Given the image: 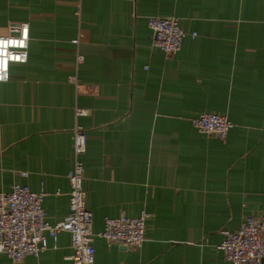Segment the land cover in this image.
<instances>
[{"label":"crops","instance_id":"crops-1","mask_svg":"<svg viewBox=\"0 0 264 264\" xmlns=\"http://www.w3.org/2000/svg\"><path fill=\"white\" fill-rule=\"evenodd\" d=\"M149 15L178 19L175 52L150 43ZM20 23L26 60L0 81V191L25 183L48 222L65 216L76 120L92 232L148 213L138 247L93 234V264H227L220 230L264 222V0H0V34ZM202 112L230 119L224 138L192 126ZM45 239L0 264H73L67 231Z\"/></svg>","mask_w":264,"mask_h":264},{"label":"built area","instance_id":"built-area-1","mask_svg":"<svg viewBox=\"0 0 264 264\" xmlns=\"http://www.w3.org/2000/svg\"><path fill=\"white\" fill-rule=\"evenodd\" d=\"M150 29V43L163 52H175L184 36V31L175 16L149 15L146 18ZM26 23H20L15 34H0V62L6 73L10 62H24L27 56L28 30L25 38ZM195 32H190L194 36ZM81 33L70 41L78 43ZM21 41L23 45L21 46ZM83 59L75 53V62ZM5 79H0V81ZM86 112L84 108L74 107L76 118ZM192 126L200 132L212 133L224 138L232 122L224 114L202 112L190 118ZM86 132L76 120L72 127V162L66 172L68 182L67 213L55 222L45 219L41 206L42 191L31 190L27 184L14 182L8 191H0V252L5 253L13 262L20 261L25 255L37 256L46 247L45 233L56 238V233L65 230L69 233L73 264H93V234L103 237L109 243L138 247L143 238L144 220L148 213L141 210L136 215L120 212L116 216L104 215L102 226L97 232L91 230V212L84 205L83 160ZM25 175L26 172L22 171ZM222 238L216 244L227 264H263L264 222L260 217L244 215L237 228L221 229Z\"/></svg>","mask_w":264,"mask_h":264},{"label":"clouds","instance_id":"clouds-1","mask_svg":"<svg viewBox=\"0 0 264 264\" xmlns=\"http://www.w3.org/2000/svg\"><path fill=\"white\" fill-rule=\"evenodd\" d=\"M26 35H27V26H25V38H26ZM20 43H21V46H24L23 41H21ZM3 67H4L3 62H0V70H2ZM0 79H6V73L4 75H0Z\"/></svg>","mask_w":264,"mask_h":264},{"label":"water","instance_id":"water-1","mask_svg":"<svg viewBox=\"0 0 264 264\" xmlns=\"http://www.w3.org/2000/svg\"><path fill=\"white\" fill-rule=\"evenodd\" d=\"M261 263L264 264V256L261 258Z\"/></svg>","mask_w":264,"mask_h":264}]
</instances>
